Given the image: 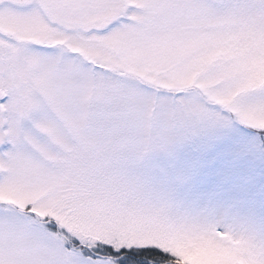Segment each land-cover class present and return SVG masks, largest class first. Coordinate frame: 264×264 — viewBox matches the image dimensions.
<instances>
[{
	"label": "snow or ice",
	"instance_id": "snow-or-ice-1",
	"mask_svg": "<svg viewBox=\"0 0 264 264\" xmlns=\"http://www.w3.org/2000/svg\"><path fill=\"white\" fill-rule=\"evenodd\" d=\"M0 264H264V0H0Z\"/></svg>",
	"mask_w": 264,
	"mask_h": 264
}]
</instances>
